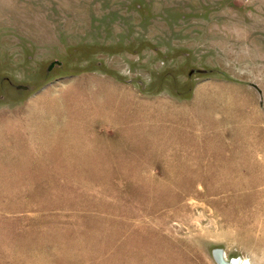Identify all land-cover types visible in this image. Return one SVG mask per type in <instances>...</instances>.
Segmentation results:
<instances>
[{
	"label": "rangeland",
	"instance_id": "obj_1",
	"mask_svg": "<svg viewBox=\"0 0 264 264\" xmlns=\"http://www.w3.org/2000/svg\"><path fill=\"white\" fill-rule=\"evenodd\" d=\"M215 248L264 264V0H0V264Z\"/></svg>",
	"mask_w": 264,
	"mask_h": 264
},
{
	"label": "water",
	"instance_id": "obj_2",
	"mask_svg": "<svg viewBox=\"0 0 264 264\" xmlns=\"http://www.w3.org/2000/svg\"><path fill=\"white\" fill-rule=\"evenodd\" d=\"M54 65H59V62H56V64L52 63L50 65V69L54 67ZM213 255V259L215 261L216 264H234V262H238L239 260H231L229 262H227L223 257H224V253L221 249H216L213 250L212 252Z\"/></svg>",
	"mask_w": 264,
	"mask_h": 264
},
{
	"label": "bare ground",
	"instance_id": "obj_3",
	"mask_svg": "<svg viewBox=\"0 0 264 264\" xmlns=\"http://www.w3.org/2000/svg\"><path fill=\"white\" fill-rule=\"evenodd\" d=\"M234 264H239L238 262H234Z\"/></svg>",
	"mask_w": 264,
	"mask_h": 264
}]
</instances>
